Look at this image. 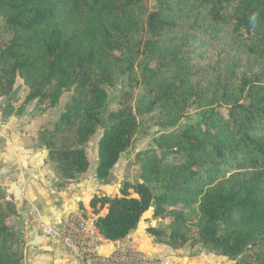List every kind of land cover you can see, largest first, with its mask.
Listing matches in <instances>:
<instances>
[{"label":"trees","instance_id":"1","mask_svg":"<svg viewBox=\"0 0 264 264\" xmlns=\"http://www.w3.org/2000/svg\"><path fill=\"white\" fill-rule=\"evenodd\" d=\"M0 17L10 35L0 45V98L17 78L26 103L54 108L71 94L52 134L40 136L58 178L88 171L85 147L98 127L100 181L139 119L155 114L165 130L140 157L136 184L91 200L107 205L95 220L105 239L124 238L154 207L153 218L169 223L148 233L165 245L264 264V0H0ZM122 77L129 91L105 126L108 89ZM191 109L198 119L182 126ZM61 132L71 140L55 143ZM18 221L0 190V264H23Z\"/></svg>","mask_w":264,"mask_h":264},{"label":"rangeland","instance_id":"2","mask_svg":"<svg viewBox=\"0 0 264 264\" xmlns=\"http://www.w3.org/2000/svg\"><path fill=\"white\" fill-rule=\"evenodd\" d=\"M151 1L150 5H153ZM1 17H0V45L1 42L5 43L10 39L8 32L1 31ZM207 57L209 58L208 54ZM142 61L139 60L138 64H141ZM244 64H249V61H243ZM135 71L137 74L140 72V67L136 66ZM129 91L128 82L125 77H122L116 86L108 89V100L105 105L104 113V125L108 126L109 124V115L110 113L115 112L119 106L120 97ZM28 89L23 84V81L19 78L16 79L15 85L12 92L7 97L0 98V113L1 118L0 122L7 128V136L12 133L14 138L18 136L20 143L24 142L26 146L35 148L36 151L44 152L45 160L49 161V168L52 170V163L49 160L48 152L44 147V142L40 139V136L44 133L52 134V128L55 123L58 122L60 115L62 114L64 107L68 100L70 99L71 94H65L59 101L58 105L54 108H50L48 102H42L41 104L37 101H31L26 103L25 98L27 96ZM143 93L141 87H137L133 92L134 98L137 99L139 95ZM220 112L226 114L223 108L219 109ZM198 111L189 110L187 115L184 117L181 125H188L191 122H195L198 119ZM155 115V114H154ZM152 116H146L139 119L140 127L137 134L133 137L132 144L124 153L120 155V158L114 168L111 170V173L106 179L100 181L95 178V171L98 165V142L103 134V128L98 127L94 136L90 139L85 147V151L89 158V168L85 174L77 176L73 181H63L58 178L56 182V187L61 190L64 198L69 199V203L72 205L73 209L79 208L88 218L97 219L100 216H104L107 212V205L103 208H100L99 205L96 208H91L90 202L94 197H115L119 196L121 188L125 183L136 184L139 179V160L140 157L151 151L155 148L154 140L159 137L161 134L165 133V130L157 126L156 119L151 118ZM170 130H167L169 132ZM6 136V137H7ZM70 139L71 135L69 132H61L55 136V143L59 142L64 144V139ZM52 188V187H51ZM2 191V189L0 188ZM6 196V193L3 189L2 191ZM72 193V194H70ZM130 194L135 196L133 191L130 190ZM6 200L15 204V199L7 198ZM18 210V209H17ZM154 207H151L146 211L138 226L141 229H145L148 233L147 226L150 225V228H156L161 231H166V225L169 223L168 219H159L153 218ZM19 221L15 227H18L20 224V213ZM150 235V234H149ZM154 242L160 245H165L163 240H160L157 237H153ZM170 247L168 245H165ZM185 247L191 249H199L198 252L203 251L204 254L211 259V264H235L236 261H231L227 258L217 256L213 254L210 250L202 247L195 246L192 242H189ZM172 248V247H170ZM251 254V252H248ZM201 253H194L193 255H199ZM22 256V251H21ZM193 257V256H192ZM23 260V258H22ZM178 262V261H176Z\"/></svg>","mask_w":264,"mask_h":264},{"label":"crops","instance_id":"3","mask_svg":"<svg viewBox=\"0 0 264 264\" xmlns=\"http://www.w3.org/2000/svg\"><path fill=\"white\" fill-rule=\"evenodd\" d=\"M6 136L7 128L0 122V188L4 189L7 198L15 199L20 213L16 233L24 240L21 248L23 264H72L67 251L45 237L39 228L40 223L55 225L58 216L73 208L70 200H66L56 187L58 176L53 165L50 170L44 152L20 143V138H14L12 133ZM144 226L150 228L148 224ZM133 233L140 239L142 250L165 257L168 264H211L210 257L203 251L198 252L197 248L176 250L157 244L139 226Z\"/></svg>","mask_w":264,"mask_h":264},{"label":"built area","instance_id":"4","mask_svg":"<svg viewBox=\"0 0 264 264\" xmlns=\"http://www.w3.org/2000/svg\"><path fill=\"white\" fill-rule=\"evenodd\" d=\"M41 233L67 251L72 264H168L165 257L148 254L132 232L110 241L98 231L95 219L79 208L69 209L49 226L40 223Z\"/></svg>","mask_w":264,"mask_h":264}]
</instances>
